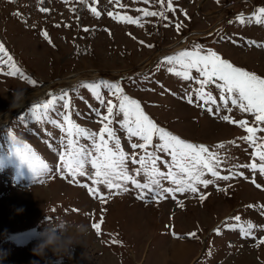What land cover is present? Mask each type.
I'll return each mask as SVG.
<instances>
[{"label":"rangeland","instance_id":"1","mask_svg":"<svg viewBox=\"0 0 264 264\" xmlns=\"http://www.w3.org/2000/svg\"><path fill=\"white\" fill-rule=\"evenodd\" d=\"M119 3L125 7L117 6L116 0L111 3L109 0H0V44L25 75L37 82L33 86L18 76L0 73V114L11 106L19 92L26 95L30 89L44 88V85L48 90L65 87L59 80L73 72L95 69L100 78L51 93H69L76 124L96 133L102 127L92 111L99 107V102L79 85L101 79L119 83L125 94L138 100L145 114L159 127L186 142L218 152L220 175L233 178L223 180L206 173L202 179L212 181L207 187L198 184L197 193H176L175 199L165 194L166 198L158 203L137 199L139 190L130 182L127 185L120 182L129 189L122 194L103 184L93 185L88 175L77 177L74 182L59 160V154L64 151L61 140L66 142V133L47 119L31 118L33 107L50 99L48 94L45 100L27 104L0 126V264H33V261L36 264H264V243H259L264 240V207H260L264 206V174L241 167L252 162L253 149L240 139L248 133L237 124L221 119L230 115L236 121L248 120L251 125L252 114L242 113L235 107L231 112L223 107L217 110L213 105H209L212 113L206 111L197 106L203 102L197 101L194 89L199 85L195 80H184L168 70L171 65L160 64L165 56L192 50L196 44L264 78V47L257 46L264 45V24L249 23L247 19L264 8V0H173L175 12L167 13L168 20L143 17V27L118 23L108 13L137 18L142 15L136 11L138 8L158 11L156 0L149 4L143 0H119ZM91 7L100 13L99 18L91 13ZM41 8L49 11L42 12ZM240 15L245 17L243 24L237 20ZM176 23L182 24L179 32ZM45 31L51 44L41 34ZM193 31L202 33L182 49L157 57L152 65L141 68L145 59L191 36ZM250 41L255 43L249 45ZM176 68L180 70L178 65ZM122 71L126 75L119 73ZM192 72L200 78L195 69ZM101 91L106 100L116 102L107 90ZM206 91L217 98L218 104L222 103L215 84H209ZM188 95L196 103L189 104ZM62 103L55 106L61 112L64 111ZM100 111L106 114V109ZM49 118L63 123L53 111L49 112ZM119 119L117 116L116 120ZM112 127L122 149L131 155L130 145L137 138L130 141L118 123L114 122ZM257 136L264 138V132H258ZM12 137L29 146L52 171L38 179L16 154ZM80 142L87 143L83 139ZM157 143L154 137L153 145ZM221 143L225 148L217 149L216 145ZM156 154L160 157L157 166L166 172L164 162L170 157L158 150ZM256 160L259 163L258 157ZM138 167L129 161L130 174ZM86 170L89 174L94 172L90 165ZM135 178L141 183L147 182L143 173ZM253 180L261 187H256ZM161 183L164 187H174L168 180ZM84 184L98 188L106 201L102 203L88 188L80 186ZM200 195L206 199L201 201ZM236 216L240 221L233 219ZM60 217L87 225L90 235L66 251L49 250L44 256L34 255L39 234ZM249 221L258 227L245 237L240 226L246 227ZM93 224H101L99 234ZM217 228L220 234L216 233ZM173 232L183 239L174 237ZM193 232L196 237H189ZM183 245L186 247L183 255L176 256L175 249Z\"/></svg>","mask_w":264,"mask_h":264},{"label":"snow or ice","instance_id":"2","mask_svg":"<svg viewBox=\"0 0 264 264\" xmlns=\"http://www.w3.org/2000/svg\"><path fill=\"white\" fill-rule=\"evenodd\" d=\"M94 2H97V0H94ZM109 2L111 3L112 0H109ZM150 2L151 0H143L145 4ZM116 3L119 7H125V5L119 3V0H116ZM156 4L159 8L158 11H149L145 8L136 9L142 14L137 18L127 15L121 16L119 13L113 14V12H109L108 15L118 23L126 22L137 27H143V17H157L161 21H166L168 20L167 13L175 12L173 0H156ZM40 11L47 12L49 10L41 8ZM90 11L97 18L100 17V13L95 7H91ZM184 15L187 16V13L185 12ZM247 19L249 23L254 21L264 24V8H260L258 13H253ZM237 20L243 24L245 17L240 15ZM59 26L56 25V27ZM181 27V23L175 24L177 32H179ZM83 30L85 32L88 31L87 28ZM41 34L50 44L52 43L46 31ZM140 43L143 44L144 42L140 41ZM254 43L250 41L249 45ZM147 46L152 47V45ZM257 46L264 47V45ZM160 64L171 65L172 67H169L168 70L184 80H195L199 85L198 88L194 89L197 101L203 102L202 104H197V106L204 107L206 111L212 113L213 108L209 105H213L216 106L217 110L223 107L228 112H231L232 107H235L242 113L252 114L254 123L251 125L248 120L236 121L230 115H224L221 119L231 124H237L248 133V135L240 139L248 143L253 149L252 162L241 165V167L253 172L258 170L260 174H264V138L257 136L258 132H264V127H262L264 125V78L234 66L215 51L210 49L205 51L200 45L196 44L192 46V50H183L174 55L165 56L160 61ZM177 65L180 70H177ZM193 69L199 74L200 78H196L193 75ZM0 73L7 76H18L33 86L37 84L34 79L25 75L16 65L3 44H0ZM209 84H215L219 92V100L222 103L218 104L217 98L210 91H206ZM79 87L88 89L94 99L99 102V107L92 109L102 125L99 133L90 132L75 123L71 113L72 99L66 91H62L60 94H49L50 99L43 104L36 105L31 111L32 119L36 121L47 119L49 123L66 133V142L63 139L61 140V147L64 148V151L59 154V160L64 172L74 182L77 177L88 175L93 185L103 184L109 190L117 189L116 194H122L129 190L127 187L122 186L121 181L123 185H127L130 182L135 189L139 190L137 199L143 200L145 203L149 201L158 203L166 198L165 194H169L175 199L176 193H197L199 191L197 188L198 184L207 187L212 181L202 179L206 173L223 180L233 178L230 175H220L218 169L221 165V159L218 152L210 151L205 145L186 142L164 128L159 127L145 114L138 100L125 94L119 83L101 79L82 83ZM102 89L107 90L115 98L116 102L113 99L106 100L102 94ZM186 99L189 104L196 103L191 95H188ZM60 101L63 102L61 104L64 109L63 112L55 107ZM101 108L106 109V114L100 111ZM50 111L60 116L63 123H58L56 119L49 118ZM117 116H120L121 119L116 120ZM114 122L119 124L120 130L127 134L130 141L133 138H137L136 142H132L130 145L133 150L131 155L122 149L121 140L116 135V130L112 127ZM154 137L158 139V143L155 145H153ZM12 139L16 154L28 164L38 179L47 176L52 171L29 146L15 141L14 137ZM81 139L87 141V143H81ZM230 143L235 144V141ZM149 147H152L153 150L149 151ZM216 148L224 149L225 145L221 143L216 145ZM137 149L141 150V152L138 153ZM157 150L166 153L170 157V160L164 162L167 166L166 172L161 171L157 166L158 161H160V157L156 154ZM138 156L139 159H137ZM257 157L259 163H257ZM129 161L132 164L139 165L133 174L129 173ZM87 165H90L94 172L89 174L86 170ZM141 173L144 174L147 182L141 183L135 178L140 176ZM234 175H243V173H234ZM162 180L170 181L174 187H164L161 183ZM41 182L43 181L41 180ZM253 183L256 184L255 180H253ZM80 186L88 188L89 193L99 198L102 203L106 201V197L100 194L98 188L89 187L87 184ZM256 187L260 188L261 185L256 184ZM199 198L201 201L206 199L204 195H200ZM176 202L180 207H183L180 201L177 200ZM249 207L257 206L250 205ZM233 219L240 221L239 216L233 217ZM102 223L103 221L101 220ZM101 224L92 225L98 234L101 230ZM257 227L249 221L246 227L244 225L240 226V231L243 236L247 237L252 234V229ZM215 231L220 234L219 228ZM172 235L176 237L175 232ZM188 236L196 237V233H189ZM176 238L183 239V237ZM259 243H264V240H260Z\"/></svg>","mask_w":264,"mask_h":264},{"label":"bare ground","instance_id":"3","mask_svg":"<svg viewBox=\"0 0 264 264\" xmlns=\"http://www.w3.org/2000/svg\"><path fill=\"white\" fill-rule=\"evenodd\" d=\"M200 33H202V32L193 31L191 36L183 37L181 40L167 46L164 50L160 51L159 53L151 55L150 57L145 59L140 64L141 68L144 69L146 66L148 67V66L152 65L153 61L157 57H161L163 55H166V54H169L171 52L182 49L187 43H189L192 40V38H195V36L200 35ZM119 73L122 75H126L125 71H122ZM100 76L101 75L97 70L92 69V70H87L84 72H73V73L69 74L68 76H66L65 78L59 80V82L64 83L66 85L65 87H74L77 84H79L81 81L88 80V79H96V78H99ZM43 87L44 88L30 89L29 92L23 96V99L19 101V103H14V100H13L11 106L5 112L0 114V126L5 124L10 119V117L12 115H14L19 110L23 109L27 104L34 102V101H38L40 99L43 100V98L46 95L51 94V93H55V92L65 88L63 86H60L57 89L48 90L45 85ZM185 248L186 247L183 245V246H180L179 248H177V250L175 249V251L177 253L176 256L181 257L183 255V251L185 250Z\"/></svg>","mask_w":264,"mask_h":264},{"label":"clouds","instance_id":"4","mask_svg":"<svg viewBox=\"0 0 264 264\" xmlns=\"http://www.w3.org/2000/svg\"><path fill=\"white\" fill-rule=\"evenodd\" d=\"M23 96V92L15 95L14 103H19ZM88 235H90V230L87 225L74 224L60 217L51 221L39 234L38 242L33 248V254L44 256L49 250L55 253L66 251L73 244H77L78 240L82 241ZM33 264L36 262L33 261Z\"/></svg>","mask_w":264,"mask_h":264}]
</instances>
